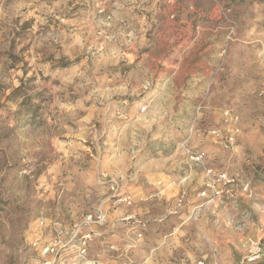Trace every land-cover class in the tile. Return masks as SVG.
<instances>
[{
	"label": "rangeland",
	"instance_id": "rangeland-1",
	"mask_svg": "<svg viewBox=\"0 0 264 264\" xmlns=\"http://www.w3.org/2000/svg\"><path fill=\"white\" fill-rule=\"evenodd\" d=\"M166 169L193 189L138 193ZM248 239L264 244V0H0V264H229Z\"/></svg>",
	"mask_w": 264,
	"mask_h": 264
},
{
	"label": "crops",
	"instance_id": "crops-1",
	"mask_svg": "<svg viewBox=\"0 0 264 264\" xmlns=\"http://www.w3.org/2000/svg\"><path fill=\"white\" fill-rule=\"evenodd\" d=\"M207 166H208L207 168L212 170V172H213V175L211 176V178H213V179H217L221 175L225 174L224 172L223 173L219 172L218 174H216V173H214V169H212L209 166L208 163H207ZM211 178H209V177L205 178V175L203 174V176L201 178V181H200V184H201L200 186H202V187L204 186L205 187V185L209 184V182L211 181ZM194 179H195L194 175L186 174L185 178H183V180H182L178 176L170 173L169 169H166L165 171H163L161 173L149 172V173H147L145 175V177L143 179V181H144L143 184L139 185L138 193L139 194H143L144 195L143 197H145V196L149 195L150 189H152V190L154 189V191H157V192L160 193V197H163V198H167L168 197V198H170L171 195H174L176 193L178 194L181 191V187H185V188L187 187V189L188 188L193 189L191 187V184H192ZM181 180H182V182H181ZM159 183H161L162 186H159ZM181 183H185L186 186H181ZM152 184L155 185V186L154 187L150 186ZM217 187L220 188V185L217 184ZM212 212H213L212 209H207L205 211V214L207 215V214L212 213ZM214 212H216V211H214ZM182 213H185L186 220L183 222V224L181 223L179 226L184 228L186 223L188 224V223L191 222V217H190L191 211H188L187 209H185L184 211H181L179 214H182ZM188 214H189V216H188ZM225 223H226V219H222L221 224H225ZM189 238L190 237L187 238L186 236L183 235L181 240H188ZM186 242H188V241H186ZM245 251H246V243H244V245H243V251H242V254H241V258L235 256L234 258L229 259L228 263L229 264H238L240 261H242L243 254H244ZM197 252L199 253V255L186 254L185 256H182L179 259L177 257H175L174 260L176 262L173 263V264L192 263V262H194L197 259L206 258V257H208L210 255V253L208 251H204L203 252L202 250H200V251L197 250ZM263 262H264V260H262L259 263H263ZM259 263H257V264H259Z\"/></svg>",
	"mask_w": 264,
	"mask_h": 264
},
{
	"label": "built area",
	"instance_id": "built-area-1",
	"mask_svg": "<svg viewBox=\"0 0 264 264\" xmlns=\"http://www.w3.org/2000/svg\"><path fill=\"white\" fill-rule=\"evenodd\" d=\"M239 121V117L236 115H232L230 112L225 113V122L227 125H232L233 127L231 129H227V135L225 139V146H229L235 141V137L240 132V128L236 125ZM209 134L213 135L216 138H221L222 135L217 130L212 129H205ZM201 156L198 155L196 157V161H200ZM210 175V172L208 173ZM222 179H225V176L221 177ZM211 189L214 190L213 186H210ZM218 194V192H216ZM202 195H205V192L202 193ZM90 219H92V216H90ZM83 240V239H82ZM90 240V235H86L84 237V241L82 242L81 246L83 247V253L87 251L88 241ZM264 259V244L260 241H255L253 239H248L246 241V251L243 254V258L241 261V264H257L261 262ZM187 264H220L218 258H214L211 260L210 258H201L197 259L192 263Z\"/></svg>",
	"mask_w": 264,
	"mask_h": 264
},
{
	"label": "water",
	"instance_id": "water-1",
	"mask_svg": "<svg viewBox=\"0 0 264 264\" xmlns=\"http://www.w3.org/2000/svg\"><path fill=\"white\" fill-rule=\"evenodd\" d=\"M259 264H264V262L263 263H259Z\"/></svg>",
	"mask_w": 264,
	"mask_h": 264
}]
</instances>
